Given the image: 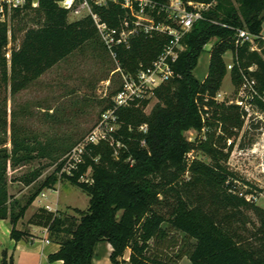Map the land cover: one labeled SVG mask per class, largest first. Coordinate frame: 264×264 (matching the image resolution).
Segmentation results:
<instances>
[{"label": "trees", "instance_id": "trees-1", "mask_svg": "<svg viewBox=\"0 0 264 264\" xmlns=\"http://www.w3.org/2000/svg\"><path fill=\"white\" fill-rule=\"evenodd\" d=\"M60 1L39 0L36 6L34 0H26L23 7L12 12L11 24L0 22V77L12 95L59 60L99 38L91 17L69 21V10ZM216 1L206 19L196 22L185 37L186 49L174 65L175 78L154 90L161 105L150 114L145 111L149 99L118 108L115 115L120 127L114 138L110 135L109 140L87 144L81 161L63 173L89 196V206L85 210L74 208L75 213L39 207L29 219L28 225L46 228L48 238L60 245L50 259L61 260L62 264H94L97 247L108 243L113 264H178L185 256L192 264H264V209L238 193L235 174L226 165L231 147L228 152L215 150L212 163L185 158L191 143L184 132L202 126L198 96L220 92L228 73V51L234 54L232 81L236 89L241 85L243 69L256 79L259 92H264V41L259 40L260 51H251L248 42L235 44L237 29L261 35L264 0H237L240 7L227 0ZM93 10L113 26L124 14L122 6L114 2L93 5ZM214 38L209 72L201 81L193 71L205 46ZM17 41L16 46L9 47ZM166 41L164 36L134 38L130 48L120 52L124 68L134 70L139 62L150 64ZM252 66L254 71L249 70ZM256 103L264 109V101L257 98ZM216 106L241 129L239 106ZM113 107L111 100L105 109ZM143 124L149 127L146 132L140 130ZM226 131L234 135V131ZM12 143L11 150L0 147V219L10 220L11 237L19 241L28 238L30 231L18 229V222L44 189H55L58 172L68 163L65 156L73 145L56 148L32 144L19 134L14 135ZM35 158H49L51 162L62 159L21 203L9 192L8 167ZM45 168L23 175L20 181L33 185ZM89 169L91 182L82 180ZM188 242L187 248L182 247ZM7 258L5 251L2 264H9Z\"/></svg>", "mask_w": 264, "mask_h": 264}, {"label": "rangeland", "instance_id": "rangeland-1", "mask_svg": "<svg viewBox=\"0 0 264 264\" xmlns=\"http://www.w3.org/2000/svg\"><path fill=\"white\" fill-rule=\"evenodd\" d=\"M38 1L34 0L36 6ZM227 1L240 7L237 0ZM217 2L214 1L215 5ZM68 19L74 21L76 17L69 13ZM7 23L11 24V20ZM262 34L264 35V23ZM20 37L22 38V34ZM99 39L94 38L59 60L42 76L30 81L16 94H11L10 89L2 84L0 77V147L11 150L12 138L15 134H19L21 139L30 140L32 144L51 145L56 148L73 145V150H77L82 141L94 131H97L99 135L107 134L114 138L120 126L115 123L101 125L102 114L107 110L105 107L112 100L113 93L119 88L120 80L109 53ZM215 41L216 38L205 46L193 71L201 81L208 75L211 49ZM18 43L19 41L11 43L9 47H14ZM225 60L228 73L223 80L220 92L213 96L207 93L198 96L197 105L202 126L201 128L191 127L184 132L185 139L191 143V150L187 152L185 158L186 160L198 158L212 163L216 157L215 150L221 149L228 152L231 147L226 165L235 174L238 193H254L258 199L263 196L260 201L254 200V202L258 206L261 204L263 207H260L264 209V172L262 171L264 168V109L255 103L252 114L249 116L245 108L236 103L240 97L232 81L235 63L231 51L225 55ZM220 93L222 96H219ZM217 103L240 107L243 120L241 129L234 127V122L222 115L221 108L216 106ZM159 105H161L160 100L154 93L151 94L145 109L146 113L150 114ZM226 128L234 131V135L230 136ZM69 151L66 156L64 155L65 157L71 153ZM62 158L56 162H51L49 158H35L18 166L9 165L7 178L10 194H14L21 203H25L28 196L57 169ZM42 166L46 168L38 182L26 186L20 181L23 175ZM66 170L64 167L58 172L59 181L56 185H59L61 192L55 189H44L43 192L47 195L40 196V200L29 208L27 216L32 214L34 206L45 204L58 208L68 207L67 211L71 213H75L74 207L85 210L89 206V196L69 182L63 174ZM82 180L92 181V169L87 171ZM248 213L253 220L259 222L255 214ZM188 246L189 242L182 245L186 248ZM104 254H106V243L100 244L96 250V255ZM129 254L127 250L126 259L129 258ZM102 260L101 264H112L109 258L106 261V257H103ZM187 263H190L188 258L183 264Z\"/></svg>", "mask_w": 264, "mask_h": 264}, {"label": "built area", "instance_id": "built-area-1", "mask_svg": "<svg viewBox=\"0 0 264 264\" xmlns=\"http://www.w3.org/2000/svg\"><path fill=\"white\" fill-rule=\"evenodd\" d=\"M111 2L120 4L124 10L119 24L114 26L104 21L93 10V5L107 6ZM25 3L26 0H0V22H9L12 12L23 7ZM60 5L68 9L76 20L84 17L92 18L98 36L114 63L115 71L119 74L120 85L112 97L114 107L102 114L101 125H103L117 124L115 111L118 108L149 99L156 88L175 78L177 74L174 65L180 53L186 49L185 37L192 31L196 22L206 19V13L215 6V3L193 0H62ZM210 21L227 27V24L217 19H210ZM141 35L150 38L164 36L167 41L161 53L150 64L139 62L136 69H125L120 52L129 49L132 40ZM259 40L264 41V36L253 34L248 29L236 30L235 44L237 46L248 42L251 51H260L262 46ZM249 70L254 71L255 66L250 67ZM241 72L242 82L237 89L240 98L236 103L245 108L251 116L256 99L264 101V92H259L257 81L253 76L245 73L243 69ZM219 96L222 94L220 93ZM147 127V124H143L140 129L146 132ZM108 137L107 134L99 135L97 131L92 132L77 147V150H72L68 155V163L65 166L67 171L81 161V154L87 144H97L101 140H109ZM262 171L264 172V168ZM239 194L249 201L258 200V196L254 193L240 192Z\"/></svg>", "mask_w": 264, "mask_h": 264}, {"label": "crops", "instance_id": "crops-1", "mask_svg": "<svg viewBox=\"0 0 264 264\" xmlns=\"http://www.w3.org/2000/svg\"><path fill=\"white\" fill-rule=\"evenodd\" d=\"M261 35L264 36L262 33ZM60 189L61 188L59 187V185H56L55 190L61 192ZM41 195L42 196L44 195L43 197H45L47 193L43 192ZM40 196H38V198L34 201V203L40 200ZM260 199L258 200L260 201ZM33 204L31 206H33ZM260 206L262 205L260 204ZM34 207L35 209L32 212V214L30 216H27L29 210L28 208L25 217L22 218L17 224L18 229L20 230L28 229L30 231V236L28 238H23L19 241L14 240L11 237V231L13 226L10 220L0 219V264H2L3 254L5 251H7V255H8L7 260L9 264H62L61 260L50 259V255L55 254L60 250V245L48 238V230L46 228L36 225H28V221L39 207H47L53 211L54 210L65 211L68 210V207L58 208L52 206L51 204H45ZM111 251H112L111 245L106 243V254H104L103 256L96 255L94 264H101V262L103 261L102 260L103 257H106V261L108 260V258L110 259ZM187 258H188L187 256L183 257L178 264H183L184 260ZM189 264H192V262L190 261Z\"/></svg>", "mask_w": 264, "mask_h": 264}, {"label": "water", "instance_id": "water-1", "mask_svg": "<svg viewBox=\"0 0 264 264\" xmlns=\"http://www.w3.org/2000/svg\"><path fill=\"white\" fill-rule=\"evenodd\" d=\"M264 16V13L262 14V16L261 17H263Z\"/></svg>", "mask_w": 264, "mask_h": 264}]
</instances>
